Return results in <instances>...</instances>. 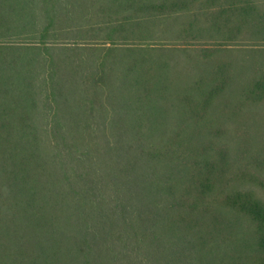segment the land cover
Listing matches in <instances>:
<instances>
[{"label":"trees","instance_id":"1","mask_svg":"<svg viewBox=\"0 0 264 264\" xmlns=\"http://www.w3.org/2000/svg\"><path fill=\"white\" fill-rule=\"evenodd\" d=\"M263 106L264 0H0V264H264Z\"/></svg>","mask_w":264,"mask_h":264},{"label":"rangeland","instance_id":"2","mask_svg":"<svg viewBox=\"0 0 264 264\" xmlns=\"http://www.w3.org/2000/svg\"><path fill=\"white\" fill-rule=\"evenodd\" d=\"M217 6V5H216ZM199 44H200V48H201V46L202 45H205V44H208V42L207 41H205V42H202V41H200L199 42ZM246 104H244V106H245ZM187 106V105H186ZM192 110H193V108H192ZM174 112H177L178 114H180L181 115V107H174V110H173ZM239 111H241V112H245V111H250L249 109H245V110H239ZM240 112V113H241ZM255 112H257V111H255ZM182 116V115H181ZM252 118H255V120H259V119H261V121H260V123L262 124H260V126H262L263 127V131H261L260 132V135L262 136V137H264V106L263 107H261L260 108V112H258L257 114L256 113H254V112H252L251 113V115H250ZM234 116H231V115H229V117H225V119H223V120H225V124H227V123H230V129H228V126H226V125H224V126H222V127H219V130H216L215 129V125L214 126H209V127H207L206 128V130H203V129H200V136L201 135H210V136H228V135H231V128H232V124H231V122L233 121V120H235V119H237L236 117H234ZM179 118V117H178ZM149 120H151V121H154V120H156V121H162V120H159V119H157V118H155V119H149ZM168 118L166 119V122H168L169 124H173L172 126H175L176 124H178V122H179V124L180 123H185V122H187V123H191V122H195V121H200L199 119H196V117H194V118H187V117H181V118H179V120H168ZM201 123L202 124H205V123H207V122H205V121H201ZM155 124V123H154ZM185 126L186 125H183V124H180V129L181 130H183L184 128H185ZM190 126H195V124H191ZM183 133V135H185V131H182ZM145 133H147V132H145L144 131V133H142V132H140L139 134H145ZM85 134V133H84ZM98 134H104V135H107V132H105V133H98ZM151 134H155V136L157 135V132H152ZM195 133H192V135H194ZM168 135V134H167ZM169 135H173V133H172V131L171 130H169ZM232 136H233V134H232Z\"/></svg>","mask_w":264,"mask_h":264}]
</instances>
